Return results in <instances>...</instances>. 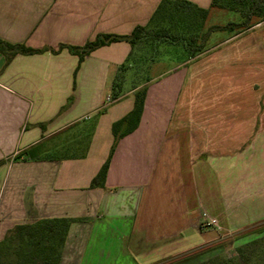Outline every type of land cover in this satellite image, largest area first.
<instances>
[{"label":"crops","instance_id":"0c3cea01","mask_svg":"<svg viewBox=\"0 0 264 264\" xmlns=\"http://www.w3.org/2000/svg\"><path fill=\"white\" fill-rule=\"evenodd\" d=\"M160 2L0 0V39L46 49L7 66L0 55V241L16 225L64 218L71 223L59 264H151L205 243L212 230L230 233V218H264V139L259 159L240 160L238 187L228 191L223 173L224 189L215 196L214 188L216 170L264 138V21L211 32L202 52L148 79L138 126L117 142L104 189L89 188L108 158L111 125L141 87L127 69L110 97L131 50L125 42L94 50L77 70V57L58 48L128 35ZM34 146L37 160H12Z\"/></svg>","mask_w":264,"mask_h":264},{"label":"trees","instance_id":"16d2710c","mask_svg":"<svg viewBox=\"0 0 264 264\" xmlns=\"http://www.w3.org/2000/svg\"><path fill=\"white\" fill-rule=\"evenodd\" d=\"M183 9H187V11L190 10L186 17L190 18L191 15H193V20L190 19V24H195V22L198 21L197 19H199L200 22L205 20L211 9L232 12L239 15L241 19L240 22H228L223 26L210 27L207 34H205L202 38L203 43L195 47L193 51L188 50L187 42L191 40L193 42V39L189 38V40H183L182 37L179 36V39H181L180 43H183V49L187 52V57H193L203 51L206 38L211 32L226 31L229 33L237 34L249 29L258 22L264 21V0H211L208 9H200L184 0H161L152 18H150L148 24H146L145 26H136L128 35L97 34L92 40L87 41L82 46L60 45L58 51L66 49L71 55L76 56L78 60L76 67L77 70L84 58L89 56V54L94 50L113 43H127L131 48L130 53L126 59V62L118 67L110 88V97L115 100L118 98L121 92V86L125 79V72L127 71V69H132L133 67V49L138 44L146 40L149 34L148 29L155 23L156 19H159L161 15L162 18L166 15H170L171 11L179 12V10L181 11ZM155 33L156 34H154V36L156 37H154V41H157L159 39H167V30L163 27ZM45 50L46 49L34 50L26 47L23 44H11L0 39V55L4 58V66H7L10 61L17 55L39 54ZM58 51L50 50V52L53 54L57 53ZM144 97V87H141L134 91L133 107L130 112H128L123 118L111 125L113 143L110 148L108 158L91 180L89 184L90 189H104L106 172L114 148L121 138L130 134L137 128L143 109ZM70 101L71 98L68 99L66 105L63 108L67 107ZM103 112L104 110L100 111V113ZM38 150L39 146L29 147L16 154L12 158V160H37ZM3 163L4 161H0V165H2ZM70 223L71 221L68 219L57 218L42 219L32 224L16 225L8 230L2 241H0V252L3 253L7 258L9 257L10 262L8 264H59L60 253L63 248ZM262 231L260 233H262ZM24 244L27 249L24 248ZM257 249L259 252L256 256V258L258 259V262L256 264H264V248L262 249L258 247ZM172 263L174 262H171L169 264ZM203 264L238 263H235L230 259L220 258L207 261Z\"/></svg>","mask_w":264,"mask_h":264},{"label":"rangeland","instance_id":"374dc122","mask_svg":"<svg viewBox=\"0 0 264 264\" xmlns=\"http://www.w3.org/2000/svg\"><path fill=\"white\" fill-rule=\"evenodd\" d=\"M213 10L216 12L215 15L207 16L202 22L197 19L198 21H196L195 24L189 23L190 19L193 20V15H191L190 18L186 17L190 11H187V9L181 10L183 14L180 10L179 12L171 11L170 15H166L163 18L161 15L159 19H156L155 23L148 29L149 34L146 40L133 49V67L131 69L134 73L132 75L133 86L142 87L148 79L167 67L176 65L179 61L187 57L183 49L184 45L180 43L181 39H179V36H181L183 40H189V38L193 39V42L192 40L187 41L188 50L193 51L195 47L203 43L202 38L207 34L209 28L212 27L211 24L220 25L229 20L236 22L241 21L239 15L235 13L218 9ZM162 27L167 30V39L154 41V37H156L154 36V34H156L155 32L159 31ZM127 78L129 79V76ZM263 139V137L257 138L255 143L256 151L250 149L247 153L244 150L242 152H236L230 158V168L225 170L223 167L216 170L214 177L215 196L224 189L220 186V183H222L224 179L223 173L227 175L226 182H231L233 184V186H228V191L229 189L239 186L240 172L238 166L240 160H244L251 156L255 157L254 159H259L261 155L260 146L262 145ZM255 167L256 166L249 171L253 176H255L259 169ZM219 173L221 175H219ZM229 212L231 217L234 212ZM244 214L245 215L242 214L240 218H230V223L233 227L230 229V233L212 230V232L206 235L207 241L205 243L184 251L176 252L158 261H153L151 264H169L171 262H174L172 264H203L207 261L220 258L230 259L238 264H256L258 262L256 256L259 252L257 248H264V231H262L264 230V222H262L264 218H259L257 220L249 216V214ZM261 231L262 233H260ZM24 248L27 249L25 244ZM9 262V257L7 258L0 252V264H8ZM117 264L133 263L126 259H120L117 261Z\"/></svg>","mask_w":264,"mask_h":264}]
</instances>
